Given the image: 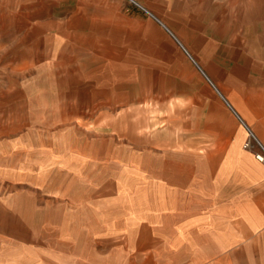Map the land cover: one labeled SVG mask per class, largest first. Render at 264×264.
<instances>
[{
	"label": "crops",
	"instance_id": "crops-1",
	"mask_svg": "<svg viewBox=\"0 0 264 264\" xmlns=\"http://www.w3.org/2000/svg\"><path fill=\"white\" fill-rule=\"evenodd\" d=\"M35 1L0 0V264H264V162L244 148L251 135L264 149V123L213 85L238 123L120 134L117 92L57 89L49 67L68 47ZM182 1L264 31V0ZM148 15L193 76L182 39Z\"/></svg>",
	"mask_w": 264,
	"mask_h": 264
},
{
	"label": "rangeland",
	"instance_id": "rangeland-1",
	"mask_svg": "<svg viewBox=\"0 0 264 264\" xmlns=\"http://www.w3.org/2000/svg\"><path fill=\"white\" fill-rule=\"evenodd\" d=\"M134 1L34 2L39 12L46 7L53 10L58 18L54 20L55 32L62 34V42L68 47L61 51L66 57L56 58L49 67L61 79L55 84L57 89L64 85L74 86L77 91L117 92V125L125 136V129L132 127L140 137L152 132L165 138L175 133L166 130L172 125L238 123L213 85L241 102L255 123H264L262 28L244 33L240 19L192 18L190 5L182 0H170L169 4L167 0H140L148 13ZM182 6L189 8L179 12ZM149 13L160 17L182 39L188 60L196 66L193 76L174 53V45L167 39L160 40ZM168 13L170 16H166ZM177 13L181 18L176 17ZM117 36L127 37V45L115 50L108 41ZM98 39L103 40L98 45L102 56L94 50ZM32 73L31 68L23 72L26 76ZM61 76L65 77L63 83ZM111 138L110 134L103 135L106 141ZM109 145L108 141V150ZM244 148L261 150L251 135Z\"/></svg>",
	"mask_w": 264,
	"mask_h": 264
},
{
	"label": "built area",
	"instance_id": "built-area-1",
	"mask_svg": "<svg viewBox=\"0 0 264 264\" xmlns=\"http://www.w3.org/2000/svg\"><path fill=\"white\" fill-rule=\"evenodd\" d=\"M248 146V144H246V147ZM256 158L261 161V162H264V149L261 148V153L257 154L256 155Z\"/></svg>",
	"mask_w": 264,
	"mask_h": 264
}]
</instances>
